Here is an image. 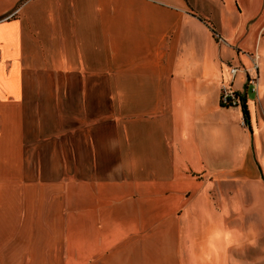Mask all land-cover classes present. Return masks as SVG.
<instances>
[{"label":"crops","instance_id":"obj_1","mask_svg":"<svg viewBox=\"0 0 264 264\" xmlns=\"http://www.w3.org/2000/svg\"><path fill=\"white\" fill-rule=\"evenodd\" d=\"M194 7L0 0V264L242 263L210 238L241 206L216 169L244 165L227 53L255 44L229 51Z\"/></svg>","mask_w":264,"mask_h":264},{"label":"rangeland","instance_id":"obj_2","mask_svg":"<svg viewBox=\"0 0 264 264\" xmlns=\"http://www.w3.org/2000/svg\"><path fill=\"white\" fill-rule=\"evenodd\" d=\"M193 2L195 10L206 15L214 23L217 32L226 40L229 51L249 46L250 43L255 44L254 48L244 52L227 53L232 58L231 63L226 64L227 69L230 66L237 68L238 76L234 85H238L242 80L245 82V70L253 65L251 56L256 57L258 93L255 95L252 86H249L246 105L249 118L246 124L241 107H228L226 111L228 122L239 115L241 124H245L244 141L240 142L239 146L235 144L234 151H228V154H233L236 158L233 164L244 165H225L216 169H220L227 179H236L235 183L229 181L221 183V191H225L222 201L235 197L231 190L236 186L241 206L239 210H223V214L220 215L223 222H220L215 231L211 230L210 249L217 250L213 246V239H218L219 250H222V256L226 257L227 263L236 256L242 261L240 264H264V26L260 30L261 39L250 40L253 26L264 17V2L258 4L253 0H193ZM225 148L229 149V144H226ZM210 258L212 260V257Z\"/></svg>","mask_w":264,"mask_h":264},{"label":"built area","instance_id":"obj_3","mask_svg":"<svg viewBox=\"0 0 264 264\" xmlns=\"http://www.w3.org/2000/svg\"><path fill=\"white\" fill-rule=\"evenodd\" d=\"M253 60V65L250 69L245 70V87L242 90H237L233 86V81L237 75V68L230 66L228 69L229 80L223 82L220 88L219 103L225 106H239L242 107L246 103L247 92L249 86H252V91L255 95L258 93V78H257V63L256 57L251 56Z\"/></svg>","mask_w":264,"mask_h":264},{"label":"trees","instance_id":"obj_4","mask_svg":"<svg viewBox=\"0 0 264 264\" xmlns=\"http://www.w3.org/2000/svg\"><path fill=\"white\" fill-rule=\"evenodd\" d=\"M211 29L213 31V35H215L216 34V31H214L213 28H211ZM219 105L221 107H224V108H228L229 107V106L222 105L220 103H219ZM241 108H242V116H243V119H244V123L246 124V120H248V118H249L248 117V111H247L246 103H244Z\"/></svg>","mask_w":264,"mask_h":264}]
</instances>
